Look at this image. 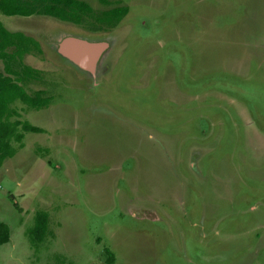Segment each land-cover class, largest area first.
I'll return each instance as SVG.
<instances>
[{
	"label": "rangeland",
	"instance_id": "obj_1",
	"mask_svg": "<svg viewBox=\"0 0 264 264\" xmlns=\"http://www.w3.org/2000/svg\"><path fill=\"white\" fill-rule=\"evenodd\" d=\"M83 1L78 22L0 13L38 41L20 60L36 76L21 83L49 97L40 108L11 103V119L40 130L12 139L0 163V264H264V0ZM117 5L118 21L94 19ZM64 36L106 42L93 72L58 52ZM201 129L213 145L199 171L217 172L202 182L183 147L169 155ZM149 131L168 152L133 143ZM180 185L190 192L181 206L149 195ZM39 208L47 234L31 242Z\"/></svg>",
	"mask_w": 264,
	"mask_h": 264
},
{
	"label": "trees",
	"instance_id": "obj_2",
	"mask_svg": "<svg viewBox=\"0 0 264 264\" xmlns=\"http://www.w3.org/2000/svg\"><path fill=\"white\" fill-rule=\"evenodd\" d=\"M90 12V6L83 0H0V13L10 15H29L42 13L61 20L80 21L81 13ZM126 11L124 5H117L102 10L94 16L96 21L113 23L118 21ZM41 48L35 38L19 30L7 29L0 20V163L5 157L15 152L11 140L21 145L22 131H39L40 127L21 120L16 109L11 106L14 100H20L33 108L48 104L49 97L42 95L41 89L28 93L22 86L23 80L36 76L37 70L28 64H21L23 54ZM19 67V68H16ZM48 214L44 209L33 213L32 224L27 229L31 242H40L47 234ZM9 239L7 223L0 219V244ZM106 263H111L112 257H107Z\"/></svg>",
	"mask_w": 264,
	"mask_h": 264
},
{
	"label": "flooded vegetation",
	"instance_id": "obj_3",
	"mask_svg": "<svg viewBox=\"0 0 264 264\" xmlns=\"http://www.w3.org/2000/svg\"><path fill=\"white\" fill-rule=\"evenodd\" d=\"M171 95H172V97H173V99L175 100V103L177 104V101H176V97L178 96V94H176V92H173V91H171ZM135 126V125H134ZM135 129V132L136 131H143L144 129L143 128H137V127H135L134 128ZM144 131H146V130H144ZM202 131V129L200 130V132H198L197 133V135H198V138H196L197 139V141H191V142H189V143H187L185 140L183 141V144L181 145V146H179L178 144L179 143H175V142H171L170 144H171V146H177L178 147V150H180L179 151V153H178V155L175 153V152H172V153H170L169 152V155L170 156H172L171 157V159H173L174 161H177L178 160V157H179V154H180V152L181 151H183V149H184V151H185V154H186V157L188 158L187 159V162L186 163H188V165L190 166V169H189V174L190 175H194V174H197L198 175V179H197V181H203V179H205V177H217L216 175H217V172H215V171H204V172H200L199 171V166H200V159H199V154H201V155H203V153H205V152H202V153H200V151L204 148V150H205V148H206V146L205 145H207V147L209 148V147H211L212 145H213V142H210L209 141V136H208V134L207 133H205V131H204V133H202L201 132ZM220 131L221 130H218V132L216 133V135H212L211 137H213V136H215L216 137V139L218 138V137H220ZM162 133V132H161ZM211 133V132H210ZM164 134V133H163ZM143 137H141V136H139V135H137V134H135V137H134V142L133 143H136L137 144V147H139L141 144L143 145L144 144V140L145 141H147L149 144H152L153 146H154V148L156 149V150H158V151H160V152H168L169 151V146H168V149L167 148H165V139H163V140H157V141H154L153 139V137L155 136H153V135H151V133H150V131L149 132H147V133H145V134H143L142 135ZM165 137V136H164ZM192 137H196V136H192ZM140 138V139H139ZM141 140V141H140ZM154 142H158V143H156V144H154ZM141 143V144H140ZM181 147H183V149L181 150L180 148ZM187 150H189V152H187ZM196 153H197V155H196ZM263 177H264V175H263ZM197 189H198V193L197 194H201V193H204V190H201L200 189V187L199 186H197L196 187ZM195 188V189H196ZM209 188H210V191H211V194L212 195H218V193H217V188L216 187H212V184H210V186H209ZM152 193H149V195H152V194H155V202H159V200L161 199V198H164L163 196L165 195V194H167V196L168 197H170V199H171V196H175L176 197V200L177 199H180L179 200V204H180V206L182 205V199L181 198H183V197H185V195L186 194H190V192H188V191H186V190H184L182 187H181V185L177 188V191L176 192H174V193H165V192H161V191H159V192H153V191H151ZM136 193V192H135ZM134 196H138V194H136V195H134ZM211 202L209 201V202H206V204L205 203H203L202 202V204H203V206H204V209L208 206V208L209 207H211V204H210ZM134 205H138V200L136 201V204H135V202H134ZM153 206H155L156 204L154 203V204H152ZM215 206H217V202H215ZM151 208V207H150ZM153 208V207H152ZM149 209V208H148Z\"/></svg>",
	"mask_w": 264,
	"mask_h": 264
},
{
	"label": "water",
	"instance_id": "obj_4",
	"mask_svg": "<svg viewBox=\"0 0 264 264\" xmlns=\"http://www.w3.org/2000/svg\"><path fill=\"white\" fill-rule=\"evenodd\" d=\"M105 41H89L75 36H64L57 42V50L82 68L93 72L100 50Z\"/></svg>",
	"mask_w": 264,
	"mask_h": 264
}]
</instances>
